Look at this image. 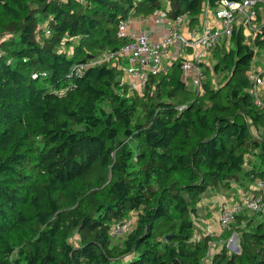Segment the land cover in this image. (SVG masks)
I'll return each instance as SVG.
<instances>
[{
    "label": "trees",
    "instance_id": "trees-1",
    "mask_svg": "<svg viewBox=\"0 0 264 264\" xmlns=\"http://www.w3.org/2000/svg\"><path fill=\"white\" fill-rule=\"evenodd\" d=\"M221 1L0 0V264H205L202 200L264 180V108L247 75L264 39L235 31L201 96L180 63L131 96L111 64L77 71L126 43L133 11L196 21ZM134 213L115 243L111 227ZM234 232L240 251L224 244L210 264H264V216L239 215L222 234Z\"/></svg>",
    "mask_w": 264,
    "mask_h": 264
},
{
    "label": "built area",
    "instance_id": "built-area-1",
    "mask_svg": "<svg viewBox=\"0 0 264 264\" xmlns=\"http://www.w3.org/2000/svg\"><path fill=\"white\" fill-rule=\"evenodd\" d=\"M187 17L171 16L168 10L156 9L139 19L140 24L160 30L156 35L153 30L152 33L137 28L138 20L131 13L119 22L118 36L126 43L118 50L98 54L80 65L77 72L82 74L90 67L111 64L120 71V84L127 87L128 96L143 95L151 78L165 71L166 64L173 67L180 63L187 88L192 89L196 96H201L205 92L206 71H213L215 52L219 48L230 50L235 31L242 30L247 44L259 37L264 39V0H222L215 7L206 3L198 17L201 22L197 30H185ZM212 17L217 23L211 22ZM41 29L50 35L47 24ZM10 37L8 34L0 35V46ZM182 51L186 54L182 55ZM260 53L264 55V50H255L254 60L259 58ZM247 75L255 104L264 108V67H251ZM33 78H38V75L34 74ZM246 212L264 216V180L251 186L249 192L241 193L239 199H227L222 203L218 218L220 230L230 229L237 217ZM134 224L132 217L115 224L110 235L114 238L124 236L133 230ZM216 249V243H210L206 259L213 258Z\"/></svg>",
    "mask_w": 264,
    "mask_h": 264
},
{
    "label": "crops",
    "instance_id": "crops-1",
    "mask_svg": "<svg viewBox=\"0 0 264 264\" xmlns=\"http://www.w3.org/2000/svg\"><path fill=\"white\" fill-rule=\"evenodd\" d=\"M168 7H169V5H168ZM133 16H134V19L136 21L138 20L136 22L137 28H139L141 30H145V31H152L153 30L156 33V35H158L160 33V30H157L154 27H151V26L146 25V24H140L139 19H141L142 17H145L147 15H133ZM187 18L188 19H187V24H186V29H185L186 31L199 29V27H200L199 21L201 22V18H197L196 21H193L191 17H187ZM214 21L216 22V20L212 17L211 22L214 23ZM218 24H219V22H218ZM153 31H152V33H153ZM174 52H175V49H174ZM181 54L185 55L186 53L184 51H182ZM169 61L170 60H168V62ZM212 61H213V63H212V67H213L214 60H212ZM252 65H253L252 67H259V68L264 67V55L262 53H260L259 58L256 60H253ZM171 68L172 67H170L169 64H166L164 69L166 71H169ZM188 89H190V88H188ZM249 191L250 190H245V189H242V188H239L236 186L234 191L218 192L215 194L212 193L208 197H205L199 205L200 213H203L204 215H202V216L200 215L199 218L196 219L198 222H201L198 224V227H200V231H198V232H200L199 234H201V232H202L204 234H209L212 237H213V235H216V236L221 235L223 232L220 230L218 218H219V211H220V207H221L222 203L227 199H236L237 200L240 198L241 193H247ZM200 224H202V225H200Z\"/></svg>",
    "mask_w": 264,
    "mask_h": 264
},
{
    "label": "rangeland",
    "instance_id": "rangeland-1",
    "mask_svg": "<svg viewBox=\"0 0 264 264\" xmlns=\"http://www.w3.org/2000/svg\"><path fill=\"white\" fill-rule=\"evenodd\" d=\"M166 9H168L169 7H168V5L167 4H165V6H164ZM168 7V8H167ZM132 15H144V13H142V12H138V13H136V12H132ZM69 51H71V49L69 50ZM166 71V70H165ZM165 71H163L162 73H165ZM211 75V74H210ZM208 77V76H207ZM220 79H222V77H219V76H217V75H214V77L212 78V83L216 86V85H218V83H219V81H220ZM189 91L190 92H193V90L192 89H189ZM194 93V92H193ZM253 131H254V133H255V129H253ZM208 197V196H207ZM200 215L202 216V215H204L203 213H200ZM132 218L134 219V220H136L137 219V213H134L133 215H132ZM199 223H201V222H198V221H196V228H197V235H196V237L199 239V238H201V237H206V236H211V235H209V234H204V233H202L201 232V234H199L200 232H198V231H200V227H198V224ZM200 225H202V224H200ZM237 233L236 232H234L228 239H226V238H224L223 237V234H221V235H219V236H216V235H213V239H212V241H211V243H216V245H217V249H216V251H218L224 244H226V246H227V248L230 250V252H232V253H238L237 251H236V244H235V235H236ZM124 237L125 236H122V237H118V238H115L114 239V242L115 243H117V244H119V243H121V242H123V240H124ZM212 237V236H211ZM237 237H238V235H237ZM239 239V238H238ZM70 241L74 244V245H77V242H78V237L76 236V235H73L71 238H70ZM237 246L239 247V244H238V240H237ZM212 261V257L211 258H205L204 259V263L205 264H210V262Z\"/></svg>",
    "mask_w": 264,
    "mask_h": 264
},
{
    "label": "water",
    "instance_id": "water-1",
    "mask_svg": "<svg viewBox=\"0 0 264 264\" xmlns=\"http://www.w3.org/2000/svg\"><path fill=\"white\" fill-rule=\"evenodd\" d=\"M235 236H236L235 237L236 251L239 252L240 248L237 246V240H238L237 234Z\"/></svg>",
    "mask_w": 264,
    "mask_h": 264
}]
</instances>
